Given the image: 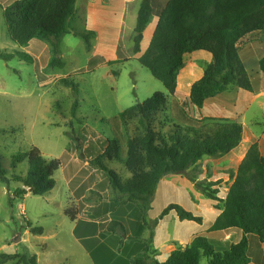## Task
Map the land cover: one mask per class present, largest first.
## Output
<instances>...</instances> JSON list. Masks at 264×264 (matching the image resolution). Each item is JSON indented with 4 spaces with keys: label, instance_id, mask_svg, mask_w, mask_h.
I'll list each match as a JSON object with an SVG mask.
<instances>
[{
    "label": "rangeland",
    "instance_id": "374dc122",
    "mask_svg": "<svg viewBox=\"0 0 264 264\" xmlns=\"http://www.w3.org/2000/svg\"><path fill=\"white\" fill-rule=\"evenodd\" d=\"M3 20L0 19V32L3 26L7 28L6 21L4 20V25ZM80 27L84 29L83 26ZM5 31L0 33V49L10 57L6 59V55H0V167L7 172L8 182L0 180V255H37L38 264H86L83 249L74 237L78 234L73 235L72 232L74 223L64 214L66 208H77L74 198L80 200L82 209L89 203L98 206L100 210L106 208L112 211L113 220L117 222H125V215L128 216L132 211L131 215H138L151 228L159 220H163L161 224L171 235L179 232L181 237L187 238L197 233L200 230L199 223L181 221L175 212L166 218H159L169 204L183 207L187 205L180 193L183 186H169V182L177 177L170 176L166 179L157 199L150 205L151 211L146 212V198L130 199L129 196L119 193L111 183L109 172L101 170L96 163L91 162L104 151H90L89 154L86 151L91 141L98 142V138L107 141L110 149L103 156V163L121 181L129 180L130 172L126 167L128 145L137 136L144 135V130L138 118L124 122L120 115L157 92L168 95L169 103L167 106L165 103L151 116L152 128L160 140L167 141L170 135L179 130L178 127L193 128L204 134L212 133L219 124L207 121L211 118H200L197 109H192L193 105H190L188 98V83L181 81L179 93L169 95L162 82L156 80L139 63L133 53L134 28L129 18L122 34L120 50L123 60L101 67L90 63L91 45L95 40L89 32L88 42L74 34H66L61 40L62 43L60 41L57 53L53 52L56 41L51 40V44L47 42L51 52L31 62L19 56V52H13V41L5 35ZM108 36L104 31L98 37L101 40L99 44H105ZM238 47L253 88L261 89L264 87V76L259 68V60L264 57V31L248 34ZM198 53L211 56L208 52H195L187 56L185 67L191 66L194 55ZM56 54L59 60L63 56L62 68L50 65V56ZM128 58L130 59L124 60ZM203 67L204 64L195 66L192 78L194 81L200 79ZM68 83L72 85L68 86ZM241 92L242 96L248 94L245 90ZM250 98L247 97L246 101ZM259 115L264 121V113L260 112ZM249 117L248 114L246 118ZM217 119L233 121L228 118ZM93 133L96 134L95 137ZM250 136L247 128L245 138ZM32 147L39 148L48 162L53 159H61L63 162L62 168L54 175L56 187L44 196H35L32 193L28 196L22 195L20 190L28 189L22 183L13 181L16 176L26 177L29 169L26 153ZM211 159L203 158V163L199 162L192 167L185 176H178L189 181L197 177L196 181L191 182L196 183L202 193L208 187L213 190L208 179H203L212 173L206 164ZM63 170L70 174L68 182H72V190H75L74 198L70 200ZM176 180L180 183V179ZM204 199L207 200V197ZM78 224L88 223L84 219ZM33 228H42L43 235L32 234L30 230ZM87 228L91 227L87 225ZM18 235H21V240L13 242ZM117 235L121 237L120 234ZM174 244L178 245V242ZM137 247L139 251L146 247L147 253H155L149 241L144 244L140 242ZM153 261L157 260L147 254L145 264H152ZM206 263L207 259L201 261V264ZM7 264H16V261Z\"/></svg>",
    "mask_w": 264,
    "mask_h": 264
},
{
    "label": "trees",
    "instance_id": "16d2710c",
    "mask_svg": "<svg viewBox=\"0 0 264 264\" xmlns=\"http://www.w3.org/2000/svg\"><path fill=\"white\" fill-rule=\"evenodd\" d=\"M77 0H16L4 10L8 33L13 42L20 47L27 46L35 39L51 44L56 41L53 52L57 53L62 38L69 33L68 21L76 13ZM153 17L152 0H141L133 36V53L141 52L144 32ZM264 31V0H169L159 15V21L145 53L139 57V63L147 68L152 76L162 82L169 95H175L178 86V73L185 67L186 58L198 51L212 54L213 60L204 75L196 81L190 90V103L201 109L204 103L232 87L254 92L251 78L241 59L238 44L248 34ZM93 37L94 33L89 32ZM87 42V33H78ZM19 56L33 61L19 52ZM53 55L50 65L62 68L63 63ZM6 59L8 56H4ZM121 60V50L119 51ZM108 65L101 59L99 64ZM259 68L264 76V57L259 60ZM72 85L68 83V86ZM168 95L157 92L120 115L124 122L139 119L144 135L137 136L128 145L129 153L126 167L131 178L126 182L103 163L109 147L107 141H91L87 153L101 146L102 154L92 163L109 172L113 187L130 199L144 197L148 200L146 212L150 210L158 184L168 175L185 176L192 167L205 157L222 158L235 150L243 140V127L235 121L211 118L207 121L219 122L212 133H198L196 129H180L170 135L167 141L160 140L151 125V116L166 103ZM76 105V104H75ZM94 137L95 133L92 134ZM29 169L25 178L16 176L13 181L22 183L29 190L21 189L20 194L32 193L44 196L56 187L55 173L62 167L61 159L46 161L41 150L32 147L27 153ZM234 182L224 200L223 212L212 228L204 234L196 235L186 249L173 251L165 262L153 261L152 264H249L247 235H256L264 243V157L257 143L253 144L236 174ZM197 177L190 180L196 181ZM0 180L8 182L7 172L0 167ZM211 187L218 185L209 182ZM214 183V184H213ZM205 197L217 200L219 190L208 187L203 190ZM175 211L181 221H193L201 224L202 218L195 216L179 204H170L161 213L160 219ZM65 215L72 221L78 216L76 208H68ZM143 221H145L143 219ZM109 232L115 234L92 250L95 264H145L147 248L140 252L138 247H126L121 256L116 249L123 246L116 227L124 221H113ZM31 227V224H28ZM157 225V224H156ZM113 229V230H112ZM229 229L243 232L242 240L225 252H216L208 235ZM32 234L43 235L42 228H33ZM99 243V240L88 243ZM88 246V244L86 243ZM134 252V258L132 255ZM136 253V254H135ZM129 259H125L127 255ZM16 261V264H38L37 255L4 254L0 255V264Z\"/></svg>",
    "mask_w": 264,
    "mask_h": 264
},
{
    "label": "crops",
    "instance_id": "0c3cea01",
    "mask_svg": "<svg viewBox=\"0 0 264 264\" xmlns=\"http://www.w3.org/2000/svg\"><path fill=\"white\" fill-rule=\"evenodd\" d=\"M15 1L16 0H0L1 20H5V8ZM168 1L169 0H152L153 17L144 32V39L141 43V52L137 55H134L136 59H139V57H141L148 49L159 21V15L164 10ZM140 2L141 0H77L76 13L68 21L69 34L78 36V33H94L93 40H95V43L91 45L92 57L90 59V63L95 67L107 65L106 63L99 64L101 59H104L106 62L112 61L114 63H119L123 60L122 57L121 60H119V51L122 44L124 26L129 18L131 26H133L135 29ZM154 5L156 6V9ZM4 20L3 23L5 25ZM70 23H72V26H70ZM80 26H83L84 29H81ZM4 30H6L5 32L7 33L5 35H8L7 37L10 38L8 27L5 28V26H3V29L0 33L2 34ZM104 31L107 32L109 36L106 43L100 45L99 43H101V40L98 37H101ZM14 43L15 42H13V52H24L28 54L33 61L39 60L44 54L51 52L48 43L41 39H35L25 47H20ZM0 55H6L10 57V55L3 51V49H0ZM194 56L195 58L192 60L193 63L191 66L187 67L186 65V67L181 69L178 73V86L176 95L179 93V83L181 81L188 83L189 85H187V89L191 90L192 85L196 82L194 81L195 79H192L195 72V66L204 64V67L202 68V77L207 67L213 60L212 54L211 56H208L198 53ZM61 58H63V56H60V60ZM49 59L51 60L52 56H50ZM129 59L130 58L124 60ZM241 91L244 90H235L230 88L226 92L214 98L208 99L201 109H197L199 117L202 119L228 118L238 122L243 127V140L235 150L222 158H212L211 160L206 161V164L212 173L203 177V179L207 178L208 182H219L217 186L213 187L219 190L217 195L218 199L213 200L207 198L206 200L204 199V194L198 190L196 183H193L187 178L178 175H168L164 177L158 184L152 202L153 204L155 199H157L162 184L167 181L166 179L170 176L177 177L169 182V186H175L176 184L183 186L180 193L187 204L184 205V207L186 210L192 212L195 216L202 218V223L198 224L200 226V230L187 238L181 237L179 232L171 235L170 233H167V230L164 228L163 224H161L163 220H159V223H157L154 228H151L148 224H145L143 219L139 218L138 215H131L132 211H130L129 215L131 216L128 217L129 215H125L124 217L126 222L122 224L124 229L120 226L116 227V232L117 234L121 235V241L123 242L122 248H118L115 251L117 256H121L122 253L126 251V247L128 246L131 247L129 250L127 249L128 253L130 254L133 247L140 245V242L144 244L146 241H149L151 249L155 251V253L151 254L148 252V256L152 258L154 257V259L159 262H165L173 251L177 249H186V247L196 235L207 233L212 228L217 218L223 212L224 200L226 199L227 193L234 182L233 174H236L249 148L253 144L257 143L260 153L264 157V121L262 120L261 115H259L260 112L264 113V87L259 90L254 88V92L252 93L246 91L248 94H244V96H242L243 94ZM247 97H251L249 101H246ZM188 98L190 99V94L188 95ZM167 105H169L168 98L166 101V106ZM191 107L192 109H196L194 106ZM248 114L250 117L246 118ZM247 128L248 132L251 133V136L245 138ZM94 143L98 144L97 140H94ZM95 148L96 149L93 151V153H98L99 150L101 151L102 147L98 146ZM201 162L203 163L202 160L200 163ZM64 175L69 187L68 200H70V198H74L75 190H72V182H68L70 174L64 171ZM128 175V177L131 178V174L129 173ZM201 176L202 175H200V177ZM176 179H180V183ZM199 180H201V178L198 179V181ZM28 194L26 196H28ZM74 199L77 204L76 209L78 211V216L75 221H72L74 223L72 232L73 235L74 233L78 234L77 236L74 235V237L77 243L83 249L86 264H95L90 252L94 250L97 245L103 243L111 235L115 234L113 229V231L109 232L110 223L114 221V217L112 216L113 212L106 210V208L100 210L98 206L91 205L89 203L86 204V207L82 209L80 206V200L76 198ZM150 211L148 213L149 215ZM172 212L175 211H171L167 216H169ZM84 219H86L88 224H78ZM87 225H89L91 228L88 229ZM208 237L216 252H225L230 250L232 245L237 244L242 240L243 232L238 229H229L221 232L210 233ZM94 240H99V243H88V241L92 242ZM247 240L248 256L250 258L249 264H264V243L261 242L259 237L256 235H247ZM174 242H178V245H175ZM144 251L145 250H141V252ZM131 255L132 258H134V252ZM124 258L130 260L128 254L125 255ZM146 259L147 258H145V260ZM208 263L209 262L207 259L206 264Z\"/></svg>",
    "mask_w": 264,
    "mask_h": 264
},
{
    "label": "water",
    "instance_id": "95a60500",
    "mask_svg": "<svg viewBox=\"0 0 264 264\" xmlns=\"http://www.w3.org/2000/svg\"><path fill=\"white\" fill-rule=\"evenodd\" d=\"M25 188H27V189L29 190L28 187H25ZM20 240H21V235H18V237L15 238L13 242L17 243V242H19Z\"/></svg>",
    "mask_w": 264,
    "mask_h": 264
}]
</instances>
